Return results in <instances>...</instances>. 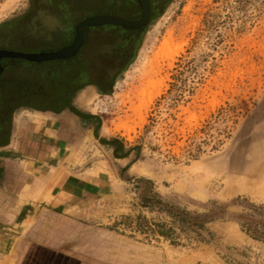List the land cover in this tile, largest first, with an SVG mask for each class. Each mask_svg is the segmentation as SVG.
Masks as SVG:
<instances>
[{"label": "rangeland", "instance_id": "1", "mask_svg": "<svg viewBox=\"0 0 264 264\" xmlns=\"http://www.w3.org/2000/svg\"><path fill=\"white\" fill-rule=\"evenodd\" d=\"M32 2L0 0V24ZM67 109L82 115L65 121L61 153L89 182L65 204L23 210L34 239L68 244L97 264L212 255L264 264V0H170L110 86L83 87L58 112ZM101 139L132 151L118 158ZM141 178L166 206L143 205ZM171 208L203 225L174 222ZM159 222L175 229L171 238Z\"/></svg>", "mask_w": 264, "mask_h": 264}, {"label": "flooded vegetation", "instance_id": "2", "mask_svg": "<svg viewBox=\"0 0 264 264\" xmlns=\"http://www.w3.org/2000/svg\"><path fill=\"white\" fill-rule=\"evenodd\" d=\"M169 1L148 0L149 20L134 29L103 19L143 20L141 0H33L27 11L1 23L0 140L18 109L60 111L83 87L106 90ZM93 19L103 21L89 23Z\"/></svg>", "mask_w": 264, "mask_h": 264}, {"label": "crops", "instance_id": "3", "mask_svg": "<svg viewBox=\"0 0 264 264\" xmlns=\"http://www.w3.org/2000/svg\"><path fill=\"white\" fill-rule=\"evenodd\" d=\"M76 119L81 117L69 109L22 108L13 113L11 129L0 140V264H97L68 244L34 239L28 231L33 218L21 216L36 203L60 206L85 192L89 180L71 172L61 153L67 148L62 144L68 132L65 121ZM184 264L227 263L212 255Z\"/></svg>", "mask_w": 264, "mask_h": 264}, {"label": "trees", "instance_id": "4", "mask_svg": "<svg viewBox=\"0 0 264 264\" xmlns=\"http://www.w3.org/2000/svg\"><path fill=\"white\" fill-rule=\"evenodd\" d=\"M73 112L76 113L77 115L78 114L82 115L76 110H73ZM101 141L107 143L108 145H110L112 147H115V149L117 150L116 151L117 152L116 157H118V158L127 157L132 151V149H128L126 151L122 150L123 145L117 139H112V140H108V141H104L101 139ZM136 148H138V147H136ZM120 152H122V153H120ZM139 182L143 183L144 193L142 196V202H143V205L145 207L154 208L158 204L161 206H166L162 202L161 198H159L156 194L149 193V191H150L149 189H151L150 187L153 185V181H151L149 179L141 178V179H139ZM171 210H172V214L174 217V222H176V221L186 222L187 221L191 224L203 225V222L198 221L196 217L194 218L193 216H191V214H189L187 212L181 211L179 209H174V208H171ZM247 222H248V220H247ZM155 226L159 228L158 232L161 236L171 238L173 233H175V229H173V227H168V229H166L168 226L166 223H163V222L155 223Z\"/></svg>", "mask_w": 264, "mask_h": 264}, {"label": "water", "instance_id": "5", "mask_svg": "<svg viewBox=\"0 0 264 264\" xmlns=\"http://www.w3.org/2000/svg\"><path fill=\"white\" fill-rule=\"evenodd\" d=\"M141 2L143 3L144 5V18L143 20H138V21H123V20H115V19H110V18H105L103 19L104 21H108V22H118L120 24H122L123 26L125 27H128V28H139L143 25H146L147 24V21L149 20V17H150V6H149V2L148 0H141ZM103 20H99V19H93L92 21H90L89 23H97V22H100V21H103ZM4 54L6 55H21V54H13V53H5ZM22 56H26L27 58H30V59H33L35 61H40L42 60L43 58H46L48 56H29V55H22ZM52 56H61V54H54ZM2 66L0 65V70H1Z\"/></svg>", "mask_w": 264, "mask_h": 264}, {"label": "bare ground", "instance_id": "6", "mask_svg": "<svg viewBox=\"0 0 264 264\" xmlns=\"http://www.w3.org/2000/svg\"><path fill=\"white\" fill-rule=\"evenodd\" d=\"M169 41H166L163 45V52H166V55L172 56V50L171 47H169ZM154 85V87L156 86V84L153 82L152 83ZM139 93L143 95V97L146 98V100H144V102L146 103V106L150 105V103L152 102L153 98L152 96H150V92L146 90V88L143 87V89L139 90Z\"/></svg>", "mask_w": 264, "mask_h": 264}]
</instances>
